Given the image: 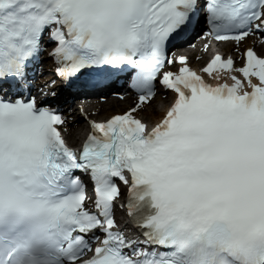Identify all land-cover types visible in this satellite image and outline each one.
I'll use <instances>...</instances> for the list:
<instances>
[{
  "label": "snow or ice",
  "instance_id": "6c2138e0",
  "mask_svg": "<svg viewBox=\"0 0 264 264\" xmlns=\"http://www.w3.org/2000/svg\"><path fill=\"white\" fill-rule=\"evenodd\" d=\"M201 20L237 53L264 43V0H0V264H264V54L191 67L170 49ZM43 56L64 89L120 80L137 103L70 146L32 94Z\"/></svg>",
  "mask_w": 264,
  "mask_h": 264
},
{
  "label": "bare ground",
  "instance_id": "6f19581e",
  "mask_svg": "<svg viewBox=\"0 0 264 264\" xmlns=\"http://www.w3.org/2000/svg\"><path fill=\"white\" fill-rule=\"evenodd\" d=\"M249 43L252 46H259L256 45V42L253 40H250ZM196 46L191 47L190 49H185L182 52L183 55H186L188 57V63L191 67L200 68V63L203 62L202 59L206 57V53H211L214 50H219L226 54L234 55L236 63L240 59L239 54L235 53V45H233V43L231 42H225L224 44H216L210 46L206 53L204 51L201 52L199 49H196ZM201 46H203V42L201 43ZM127 102V100L118 101L116 98H114L113 100L107 98L106 101L95 99L93 101L91 100L90 102L81 103L79 108H81L82 110H80V113L79 109L76 111V109L71 104H68V106H64L65 115L69 119L70 123V127H68L69 134H67L66 137L67 140L73 144L78 142V136L80 135V132L83 130V128H88V125L85 122V116L92 115V117L97 120H103L106 119L110 114L115 113V110L127 106ZM164 110L165 108L163 100L158 99L155 100L153 102V105L148 108L147 112L143 113L142 115H144L143 118L145 120L155 121L157 118L162 116Z\"/></svg>",
  "mask_w": 264,
  "mask_h": 264
},
{
  "label": "rangeland",
  "instance_id": "374dc122",
  "mask_svg": "<svg viewBox=\"0 0 264 264\" xmlns=\"http://www.w3.org/2000/svg\"><path fill=\"white\" fill-rule=\"evenodd\" d=\"M126 107H128V106H125V107H123V108H121V109H119V110H115V112L123 111V110H125ZM77 109H78V108H77ZM147 109H148V107H145L144 110H143V113H146V112H147Z\"/></svg>",
  "mask_w": 264,
  "mask_h": 264
}]
</instances>
